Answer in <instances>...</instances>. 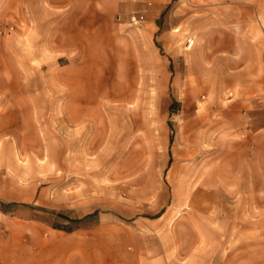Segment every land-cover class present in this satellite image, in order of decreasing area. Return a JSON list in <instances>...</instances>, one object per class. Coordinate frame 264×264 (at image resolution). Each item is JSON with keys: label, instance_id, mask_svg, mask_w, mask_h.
Listing matches in <instances>:
<instances>
[{"label": "rangeland", "instance_id": "obj_1", "mask_svg": "<svg viewBox=\"0 0 264 264\" xmlns=\"http://www.w3.org/2000/svg\"><path fill=\"white\" fill-rule=\"evenodd\" d=\"M37 1L0 0V250L264 264V106L229 76L264 0Z\"/></svg>", "mask_w": 264, "mask_h": 264}, {"label": "crops", "instance_id": "obj_2", "mask_svg": "<svg viewBox=\"0 0 264 264\" xmlns=\"http://www.w3.org/2000/svg\"><path fill=\"white\" fill-rule=\"evenodd\" d=\"M10 0H7L9 2ZM17 8L20 11H23V2L22 0H17ZM81 3V0H79ZM43 1H37V8L42 7ZM69 2L68 0H49V8L54 11H66L68 9ZM50 13V11H49ZM62 13V12H61ZM264 18V13H258V21L253 23H248L245 31H254L256 32L255 37L246 34V38L240 39L239 44L235 43V46L232 50L231 58L235 66L233 67L232 72L230 73V78L232 79H246L240 85L239 94H246L247 96L254 95L256 100L248 102L250 106H256L261 109L264 106V23L259 22L260 19ZM81 29V28H80ZM257 32H260L258 34ZM259 36V38H258ZM20 81V79H19ZM23 81V79L21 80ZM253 86V90L249 91V86ZM8 75L4 67L0 68V108L2 105H7V96H8ZM31 96V109H34V98L37 93L32 90V92L27 94V97ZM35 96V97H34ZM19 250H0V262L6 264H17L21 261L20 255L18 254ZM9 254V257L7 256Z\"/></svg>", "mask_w": 264, "mask_h": 264}, {"label": "built area", "instance_id": "obj_3", "mask_svg": "<svg viewBox=\"0 0 264 264\" xmlns=\"http://www.w3.org/2000/svg\"><path fill=\"white\" fill-rule=\"evenodd\" d=\"M143 19H144V16L143 15H139V14H132L130 16V21L133 24L140 23V22L143 21ZM5 31H7V30L5 29L4 24L0 20V35L4 34Z\"/></svg>", "mask_w": 264, "mask_h": 264}, {"label": "trees", "instance_id": "obj_4", "mask_svg": "<svg viewBox=\"0 0 264 264\" xmlns=\"http://www.w3.org/2000/svg\"><path fill=\"white\" fill-rule=\"evenodd\" d=\"M94 214L96 215L97 213H94ZM87 218H88V216H87V217H84V218H82V219L71 220V221H72L71 223H80V222H82V221H85Z\"/></svg>", "mask_w": 264, "mask_h": 264}]
</instances>
